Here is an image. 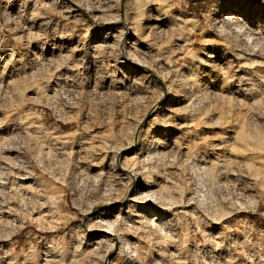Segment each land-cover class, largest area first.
Segmentation results:
<instances>
[{"label": "rangeland", "instance_id": "374dc122", "mask_svg": "<svg viewBox=\"0 0 264 264\" xmlns=\"http://www.w3.org/2000/svg\"><path fill=\"white\" fill-rule=\"evenodd\" d=\"M120 1L0 0V264H130L94 236L101 219L135 244L132 264H264V40L242 36L264 24V0H130L140 24L154 3L180 25L154 51L140 31L122 37L168 94L121 62ZM223 10L240 32L216 30ZM198 58L219 76L191 89L188 77L209 71ZM245 74L254 82L244 93ZM121 163L153 204L127 203Z\"/></svg>", "mask_w": 264, "mask_h": 264}, {"label": "bare ground", "instance_id": "6f19581e", "mask_svg": "<svg viewBox=\"0 0 264 264\" xmlns=\"http://www.w3.org/2000/svg\"><path fill=\"white\" fill-rule=\"evenodd\" d=\"M74 1V0H73ZM130 0H121L120 1V9H119V12H120V15L119 17L115 20V23L116 24H119V28H120V38H119V41H118V51L120 53V58L122 59V63H124L128 68H131V69H138V70H141L142 72H144V74H146L147 76L151 77L152 79L156 80V82H158L161 87H162V92L164 93H169L170 91V87H169V84H167V82L164 80L163 78V75L161 72H158L156 71L155 69V65L154 66H151L147 59H143L142 57H136L134 55V52L132 51V48H133V43L132 42H129L128 40H125L124 39L122 40V37H126L127 34L129 32H132L133 35H137V33L140 31V33L144 34L143 35V38H144V44L146 45L145 48H147L148 50L147 51H154L156 50V48L159 47V44H162V43H165V42H169V41H166L167 38L168 39H172V37L174 36L175 32L179 31L180 29V25L179 24H176V23H173V24H167L165 21H164V18L162 17L161 13L159 12V9H158V6L157 4H154V3H151V7L149 9H147L146 11H144V23L140 24L139 22V19H136V17H128L127 15V9L126 8V4L129 2ZM64 2V1H63ZM66 2V1H65ZM78 3V2H77ZM71 5V4H70ZM222 11V10H221ZM224 11V10H223ZM153 12V13H152ZM225 14H227L226 11L222 12V15L220 14H217L218 17L216 16L215 19L213 18L212 19V22L213 24H215V28L216 30H222L223 28V24H226V23H229L230 25L233 24V26H235L237 29H234L236 30V32H240V28H238L239 26H236V16L233 15V14H230V15H227L225 16ZM225 16V17H223ZM238 19V18H237ZM217 24V25H216ZM236 24V25H235ZM259 26H256V27H250L246 34H243L242 33V36L243 38L246 39V41H249L250 38H253V35H256V37L260 38L261 40H264V24L260 26V24H258ZM164 28H167V29H164ZM143 29V31H142ZM239 30V31H238ZM154 33L156 34H164L165 35V38H163L162 41L160 40H155V36H150V35H153ZM245 33V32H244ZM176 36V35H175ZM148 37H150L148 39ZM250 42V41H249ZM248 42V43H249ZM263 42V41H262ZM177 46H179L178 44H176ZM10 54L13 55V53L10 52ZM11 55V56H12ZM257 56L260 58V56H262L261 53H258ZM206 58H211L213 57V55L211 53H207L205 55ZM234 57L238 60L242 59L243 58V55L242 53H234ZM201 59V58H198L199 60V63L201 64L203 70H205L206 68H208L209 71H205V73H203L202 75H199V73H196V74H192L188 77L187 81L185 82L187 84V86L189 85L191 89H198V87H200V84L202 85L201 82L203 81H207L209 82L210 84L214 81L217 80L218 76L214 70V66L215 65H211V62L207 59ZM256 60V59H255ZM154 61H157L156 59ZM5 64V63H4ZM182 64H185V63H182ZM256 64H257V67L258 68H261L262 70H264V62L262 61H258L256 60ZM210 66H212V68L210 69ZM2 69H5V68H2ZM16 69V68H15ZM12 71V70H11ZM3 72V71H2ZM15 74V73H14ZM221 76V75H220ZM13 77V76H12ZM223 78V77H222ZM12 79V78H11ZM224 79V78H223ZM240 81L242 82L241 85H238V89L239 91L242 90L243 92L244 91H250L251 88H252V85H253V82L251 80H254L252 79V77L250 75H242L239 77ZM255 80H257V78H255ZM236 81V79H235ZM239 82V81H238ZM261 82V81H259ZM8 84V83H7ZM208 85V84H207ZM172 89V88H171ZM203 89V88H202ZM259 89H257L258 91ZM193 91V90H192ZM196 91V90H195ZM191 93V92H190ZM245 93V92H244ZM160 101L162 102V98H160ZM156 107H157V103H154L151 105V107L149 108L148 111L151 112V114L153 112H156ZM156 115V114H155ZM154 117L155 116H152L151 120L153 119L154 120ZM13 130V128L10 129V131ZM139 131H137V135H136V138L137 140L139 139L140 135H139ZM234 135H235V138L237 139H240V140H244V133L242 130L238 129L237 127H235L234 129ZM0 141H2V136L0 135ZM226 145V144H225ZM212 146V145H210ZM227 146V145H226ZM224 146V147H226ZM230 146V145H229ZM237 148V147H236ZM128 149V148H127ZM227 150V148H225ZM233 149V148H232ZM239 150H241L239 147H238ZM229 150V149H228ZM243 152H245L246 150L242 149ZM226 152V151H225ZM260 152V151H259ZM216 153V152H215ZM219 154V153H218ZM217 154V155H218ZM220 156V155H219ZM216 157V156H215ZM227 157V156H226ZM254 158V157H253ZM261 158V157H260ZM217 159V158H216ZM226 159V158H225ZM262 159V158H261ZM250 160V161H249ZM253 160V159H252ZM251 160V158L248 159V161L250 163H252L253 161ZM259 160V159H258ZM209 161V160H206V162ZM215 161V160H214ZM252 161V162H251ZM218 162V160H217ZM196 164V163H194ZM204 164V162H203ZM221 164V163H220ZM256 164V163H255ZM198 165V164H197ZM194 166V165H193ZM207 166V165H206ZM212 166V165H211ZM252 167V165H250ZM256 167V165H254ZM132 168V167H131ZM129 169V167L127 166V164H124V163H121L119 165V170L121 171V173L126 177L128 178V186H127V190L129 189L128 192L130 193H137V195H131L129 193L126 201L127 203H132L130 206L131 207H135L137 205H143L146 204L148 205V203H151L153 204V201H154V195L155 193L153 191H150V190H141L140 191V185L136 183V175L138 174V171L135 170V168H132V169ZM199 166L195 169L198 170ZM223 168V167H222ZM220 168V169H222ZM209 166L208 167H204L202 165V168L200 169L201 171L203 172H206V171H209ZM226 169V168H225ZM229 169V168H228ZM232 169V168H231ZM141 170V169H140ZM211 170V169H210ZM224 170V168L222 169V171ZM235 170V169H233ZM143 171V170H142ZM221 171V173H222ZM241 171V170H240ZM264 171V170H263ZM232 172V171H231ZM239 172V171H238ZM258 171H256L257 173ZM195 173V172H194ZM220 173V174H221ZM236 173L233 171V174ZM245 173V172H244ZM263 173V172H262ZM261 173V174H262ZM207 174V173H206ZM223 174V173H222ZM237 174V173H236ZM258 174V173H257ZM204 175V173H203ZM226 175V174H225ZM252 175V174H251ZM260 175V173H259ZM140 176V175H139ZM218 176V175H217ZM240 176V174H239ZM261 176V175H260ZM263 176V174H262ZM200 177V175H199ZM3 179V178H2ZM27 179V177L25 176H19L18 177V180L20 181H23ZM215 180V179H214ZM234 180V179H233ZM216 181V180H215ZM221 181V180H220ZM237 181V180H236ZM1 178H0V185H1ZM206 183V182H205ZM144 184V183H143ZM146 184V183H145ZM220 184V182H219ZM234 184V183H233ZM147 185V184H146ZM223 185V183H222ZM227 185V184H226ZM17 186H20L22 188H26L27 186H23V184H17ZM224 186V185H223ZM29 188V186L27 187ZM237 202V201H236ZM45 201L41 202L40 203V208H44L45 206ZM42 206V207H41ZM129 207V206H128ZM147 211H153V209L149 208V207H146ZM163 208V207H161ZM144 209V207H143ZM13 210L7 206L5 210H3L2 212L3 213H6L8 216L12 215L11 212ZM1 212V210H0ZM156 214L157 211H154ZM101 213V212H100ZM144 216V215H142ZM43 217H46L47 218V213L45 212H39L38 216H36L37 220H40L41 218L43 219ZM51 217V216H50ZM118 217V216H117ZM141 218V217H139ZM144 218V217H143ZM97 220V219H96ZM120 220V218H119ZM142 221V219H140ZM145 220V219H144ZM98 221V220H97ZM117 221V220H115ZM114 221V222H115ZM140 221V222H141ZM37 222V221H36ZM139 222V223H140ZM51 223V221H50ZM146 223V222H145ZM144 223V224H145ZM137 224V223H136ZM141 224V223H140ZM147 224V223H146ZM117 225V224H116ZM115 225V223H111V222H108L106 220H100L99 221V225L97 226L96 229H94L92 232H98V235H94L96 237H102L104 238L103 240L104 241H108L109 243V246L111 247L113 244H115L116 248H117V253L118 252H122L123 253V256H124V261L125 262H128L130 264H132V262H138L136 261L137 259V250H136V246H134L135 244L134 243H131L129 241V239L124 236V235H121V232H120V229ZM142 225H143V222H142ZM141 227V225H140ZM126 229V227H124ZM123 228V229H124ZM135 228V227H134ZM87 230H90L88 228H86ZM124 229V230H125ZM127 230V229H126ZM125 230V231H126ZM129 230V229H128ZM130 232V230H129ZM132 233V231H131ZM128 235V234H127ZM102 240V239H101ZM123 258V257H122ZM45 262H46V259H44ZM109 262V261H108ZM107 262V264H108ZM123 263V262H122ZM110 264V262H109Z\"/></svg>", "mask_w": 264, "mask_h": 264}]
</instances>
